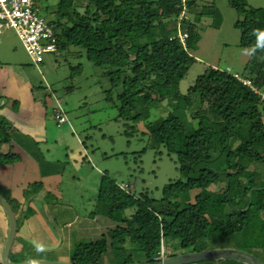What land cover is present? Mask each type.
Here are the masks:
<instances>
[{
  "label": "trees",
  "instance_id": "1",
  "mask_svg": "<svg viewBox=\"0 0 264 264\" xmlns=\"http://www.w3.org/2000/svg\"><path fill=\"white\" fill-rule=\"evenodd\" d=\"M227 3L238 15L234 27L240 31L239 45L250 49L245 75L209 66L180 93L178 84L196 61L192 52L201 38L198 23L210 17L211 26L221 24L213 4L200 0L57 2L51 12L54 18L47 21L55 32L57 51L80 49L87 63L109 81L105 99L117 107L116 119L128 127L125 133L140 130L147 135L155 155L164 148L180 173L155 197L148 189L136 192L103 171L89 215H102L115 225L95 240L75 241L70 264H99L106 253L114 264L137 262L128 244L142 254L138 261L153 263L162 245L169 257L211 249L209 242L216 238L264 231V168L262 173L247 169L251 162L264 163V93L260 91L264 47L258 46L264 44L258 36L264 31V8L249 6L247 0ZM178 32L187 33L184 43ZM165 100L171 110L150 120L151 109ZM58 107L53 108L54 114ZM180 108H190L192 126L186 127L175 113ZM13 131L0 115V164L20 158L1 151ZM221 180L223 187L210 189ZM41 186V181L35 182L30 190ZM51 196L47 193L46 200ZM5 199L16 212L14 199ZM173 241L180 252L171 250Z\"/></svg>",
  "mask_w": 264,
  "mask_h": 264
},
{
  "label": "rangeland",
  "instance_id": "2",
  "mask_svg": "<svg viewBox=\"0 0 264 264\" xmlns=\"http://www.w3.org/2000/svg\"><path fill=\"white\" fill-rule=\"evenodd\" d=\"M58 1L37 0L34 9L46 21H51L54 18L51 12L55 10ZM247 2L249 6L264 8V0ZM200 3H211L217 7L221 14V24L218 28L211 26L210 17H204L198 23L201 38L196 50L192 52L196 61L179 82L180 93H185L187 88L195 83L196 77L209 66L245 75V66L250 57V49L239 45L240 31L234 27L238 15L228 5L227 0H200ZM79 50L71 46L67 51L44 54L43 60L35 65L13 29H8L1 35L0 60L10 63L9 66L15 62L22 65L32 81L33 90L37 95L35 99L43 103L48 119L53 124L57 121L53 108L58 105L57 101L60 102L67 120L59 128L53 126L47 146H42L45 149L49 148L50 152L49 154H46L45 150L42 152L46 157L50 156L59 161L56 164V173L63 179H60L61 182L53 181L57 182L58 191H62L63 200L70 203L77 215L83 219V228L80 229L79 239L76 241L89 242L99 238L115 225L102 215L95 217L89 215L94 208L103 171H107L118 182L129 184L130 189L136 192L148 189L155 197L160 195L164 184L179 178L180 173L173 156L169 157L164 148L161 147L162 152L155 155V149L152 148L147 135H143L140 130L132 135L125 133L128 127L123 121L116 119L117 107L105 99L109 81L101 75L99 68L87 63ZM78 66H81L79 71ZM260 91L264 93V86ZM170 106L168 100L163 101L158 108L151 109L149 119L165 116L171 110ZM190 111V108L175 111L185 122L186 127L194 124ZM139 126L142 128L141 125H137L138 128ZM139 151L141 153H138ZM136 158L139 159L136 161ZM263 166V162H251L247 169L262 173ZM224 185V180H221L218 184L211 185L210 189L217 190ZM14 209L16 210L15 207ZM130 211L132 210H127V213ZM170 246L171 250L180 252L176 241L171 242ZM126 247L135 261L141 259L142 254L139 251H134L130 244ZM263 247L264 231L260 230L253 231V234L244 232L226 238L220 237L209 242L211 249L250 250L262 263ZM107 256L111 255L106 253L105 257ZM112 258L111 256V262L114 261ZM99 264H105L103 258ZM193 264L241 263L217 259Z\"/></svg>",
  "mask_w": 264,
  "mask_h": 264
},
{
  "label": "crops",
  "instance_id": "3",
  "mask_svg": "<svg viewBox=\"0 0 264 264\" xmlns=\"http://www.w3.org/2000/svg\"><path fill=\"white\" fill-rule=\"evenodd\" d=\"M9 64L0 60V115L14 131L11 141L2 144L1 151L20 156L13 163L0 164V195L14 199L16 206L13 212L17 227L9 260L70 263V250L79 239L83 219L63 200L62 191H58L57 182L53 181L63 179L56 173L59 161L42 152H50L42 146H47L53 126L59 128L66 121L53 124L43 103L35 99L32 81L22 65L15 62L10 67ZM39 181L42 186L36 191L30 190ZM47 193H52L49 200H46ZM8 234L9 219L0 204V264H4L3 250ZM38 247L42 251H37ZM105 255V264H110L111 256Z\"/></svg>",
  "mask_w": 264,
  "mask_h": 264
},
{
  "label": "built area",
  "instance_id": "4",
  "mask_svg": "<svg viewBox=\"0 0 264 264\" xmlns=\"http://www.w3.org/2000/svg\"><path fill=\"white\" fill-rule=\"evenodd\" d=\"M35 4L36 0H0V42L2 33L13 29L28 56L35 65H38L44 54L57 52V38L52 26L34 9ZM178 38L184 43L187 33L178 32ZM239 79L250 85L249 80ZM57 103L60 104L58 101ZM55 116L58 123L66 121L60 107L55 111ZM164 258L166 257L162 245L156 260Z\"/></svg>",
  "mask_w": 264,
  "mask_h": 264
},
{
  "label": "water",
  "instance_id": "5",
  "mask_svg": "<svg viewBox=\"0 0 264 264\" xmlns=\"http://www.w3.org/2000/svg\"><path fill=\"white\" fill-rule=\"evenodd\" d=\"M0 204L5 209L9 219V234L4 246L2 258L4 264H70L66 262L48 260H25L22 262H11L9 260V251L16 234V218L10 204L1 195ZM217 259L235 260L245 264H264L255 255L236 249H206L198 252L180 253L153 263L137 261L128 264H193Z\"/></svg>",
  "mask_w": 264,
  "mask_h": 264
},
{
  "label": "clouds",
  "instance_id": "6",
  "mask_svg": "<svg viewBox=\"0 0 264 264\" xmlns=\"http://www.w3.org/2000/svg\"><path fill=\"white\" fill-rule=\"evenodd\" d=\"M258 36H259V40H260L261 42H264V31L259 32V33H258ZM258 46H260V47H264V44H258ZM37 251H42V249L38 247V248H37Z\"/></svg>",
  "mask_w": 264,
  "mask_h": 264
}]
</instances>
